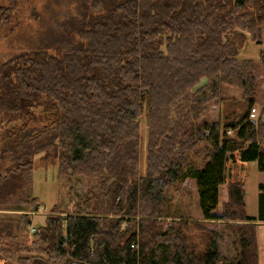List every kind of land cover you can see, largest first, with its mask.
Segmentation results:
<instances>
[{"label":"trees","instance_id":"16d2710c","mask_svg":"<svg viewBox=\"0 0 264 264\" xmlns=\"http://www.w3.org/2000/svg\"><path fill=\"white\" fill-rule=\"evenodd\" d=\"M20 5L0 2L4 36ZM74 17L56 35L60 43L45 37L0 63V144L17 140L0 185L16 175L30 182L38 156L58 178L86 180V191L70 213L53 205L34 232L29 213L41 204L22 197L12 211L21 213L16 230L28 245L3 240L0 261L258 264L264 185L258 214L249 217L243 183L231 180L229 166L256 162L264 172V108L249 119L256 63L238 59L246 40L264 42V0H91ZM259 63L264 80V59ZM223 88L238 98L226 100ZM211 102L224 104L218 121L204 117ZM140 118L147 123L143 166ZM186 179L194 181L201 221L164 214L167 191ZM223 185L227 201L219 207ZM166 218L174 221L164 227ZM211 222L235 235L231 261L221 257ZM189 225L205 232L202 251Z\"/></svg>","mask_w":264,"mask_h":264},{"label":"rangeland","instance_id":"374dc122","mask_svg":"<svg viewBox=\"0 0 264 264\" xmlns=\"http://www.w3.org/2000/svg\"><path fill=\"white\" fill-rule=\"evenodd\" d=\"M1 1L4 3L7 0H0V2ZM81 1L83 4H87L91 0H20V13L16 18L17 22L13 24L12 20V24H9V26L14 27L13 32L8 36H4L5 34L0 32V63L17 50L33 47L39 43V40L45 37L50 39L52 45H54V41L60 43L59 41L61 39L58 40L56 35L62 33V28H65V31L68 30V28H66L68 23L74 20L75 15L79 14ZM239 58L256 62L255 79L257 81V89L252 99L257 103V105L253 107L256 109L258 117V114L263 109L262 107H264V90H260V82L262 80H258V73L261 74L258 60L264 59V42L260 43L258 46V44L246 40L244 47L238 55V59ZM205 84L206 81L202 79L195 89ZM222 94L225 99L228 97L238 98L239 96L237 90H233V88H223ZM223 106V102H211L204 114L206 120L211 122L218 121L217 116L220 115ZM138 123L140 126V146L142 150L140 152V160L141 166H143L147 123L143 118H140ZM16 143L17 140L0 144V170L10 164L9 150L16 145ZM201 145L202 144H199L197 149L202 148ZM35 158L30 182H26L21 175H16L9 177L0 185V230H4L2 234L0 233V242L4 243L3 240H6L7 242L5 243L10 247L13 245H28L22 234H20L22 232L19 231L18 228L16 230L19 222L16 223L15 215H19L20 212L12 211L20 206L19 204L21 203L22 197L26 198V196L29 195L28 199H30V197L37 198L41 206L45 205L43 206L44 208H49L51 203H58L63 212L70 213L74 210L75 204L81 201L86 191V180L78 185L75 180L68 181L67 178H58L56 175V167H48L38 156ZM201 162V159H196L194 164L196 167H201ZM229 173L231 175V180L235 179L243 183L246 214L249 217H256L258 214V187L259 185H264V172L258 171L256 162H247L244 164H230ZM72 189H74V191L76 190V197H73ZM226 193V186L223 185L220 189L219 207L227 201ZM166 195H168V198L164 214L168 216H178L183 219L187 218L190 221L202 220L198 208V194L194 181L186 179L182 184H175L167 191ZM23 207L28 210L31 209V205H23ZM39 212H41V210H39ZM32 213L34 212L29 213L32 218H30L32 221L29 224V231L33 227L44 224L43 216L37 214L32 217ZM10 217H13L14 221L10 220ZM8 220L11 221V223H7ZM172 221V218H168L164 223V227H167ZM206 227L209 230H216L217 233H219L220 236L217 238L216 243L221 257L227 261H231L237 254V251L234 249L235 235L233 232L228 230L225 224L220 222L208 223ZM260 228L261 227H258L256 224V246L258 253H264V229L260 234ZM6 234H10V236ZM187 234L191 241L198 247V251H202L205 246V232L198 231L194 226L189 225ZM261 239H263V242H261ZM26 255V253L22 252L17 254V256L20 257ZM13 263L19 264L16 262V259H13ZM0 264H3V261H0Z\"/></svg>","mask_w":264,"mask_h":264},{"label":"crops","instance_id":"0c3cea01","mask_svg":"<svg viewBox=\"0 0 264 264\" xmlns=\"http://www.w3.org/2000/svg\"><path fill=\"white\" fill-rule=\"evenodd\" d=\"M259 46V45H258ZM239 60H242L241 58H239ZM255 62V61H254ZM258 62H259V60H258ZM256 63V62H255ZM258 80H262L260 83H261V86H260V90H264V88H263V86H264V80H263V78H262V75L260 74V73H258ZM254 105H257V103H255L254 102ZM259 105V104H258ZM262 108H264V107H262ZM37 199V198H36ZM41 204V203H40ZM53 205H55V203H51L50 204V206H49V208L48 207H43V206H45V205H43V206H41V207H39L38 208V211L37 212H39V210H41V214H39V213H37V212H34V213H36V214H32L31 216L33 217V216H35V215H37V214H39V215H41V216H43L44 217V224H45V217H46V215H48L49 213H50V210H51V208L53 207ZM1 212V211H0ZM2 212H5V211H2ZM45 212V213H44ZM1 214V213H0ZM21 214V213H20ZM27 214H28V212H27ZM62 215V214H61ZM1 216V215H0ZM16 216L17 215H15V219H16ZM31 218V217H30ZM1 219V218H0ZM32 219V218H31ZM30 219V222L32 221ZM167 219L168 218H166L165 219V221H167ZM10 220H12V221H14V219H13V217H10ZM9 221V220H8ZM174 221V220H173ZM199 221H201V220H199ZM32 224V223H31ZM44 224H42V225H39V226H36V227H33V228H38V227H43L44 226ZM257 225H258V227H261L260 228V234L263 232V229H264V226H260V225H264V223H262V222H257L256 223ZM261 242H263V239H261ZM263 245V244H262ZM264 253H258V264H264V255H263Z\"/></svg>","mask_w":264,"mask_h":264},{"label":"built area","instance_id":"2783aa9c","mask_svg":"<svg viewBox=\"0 0 264 264\" xmlns=\"http://www.w3.org/2000/svg\"><path fill=\"white\" fill-rule=\"evenodd\" d=\"M257 111H256V109L253 107L251 110H250V113H249V119L250 120H252V121H254V120H256V118H257ZM37 213H39V214H41L40 212H37ZM32 214H36V213H32ZM34 229L35 228H31L30 229V232H34Z\"/></svg>","mask_w":264,"mask_h":264}]
</instances>
